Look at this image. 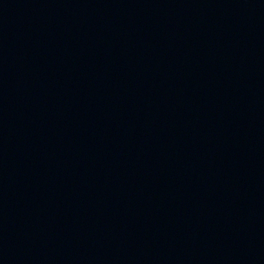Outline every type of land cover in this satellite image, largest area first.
<instances>
[{
	"label": "water",
	"instance_id": "1",
	"mask_svg": "<svg viewBox=\"0 0 264 264\" xmlns=\"http://www.w3.org/2000/svg\"><path fill=\"white\" fill-rule=\"evenodd\" d=\"M0 264H264V0H0Z\"/></svg>",
	"mask_w": 264,
	"mask_h": 264
}]
</instances>
